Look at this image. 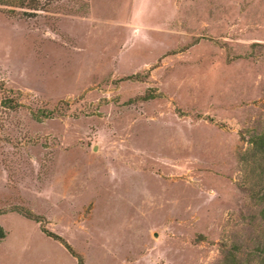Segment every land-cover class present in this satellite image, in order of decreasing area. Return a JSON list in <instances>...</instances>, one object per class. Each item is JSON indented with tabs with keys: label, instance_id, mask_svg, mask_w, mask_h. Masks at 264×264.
Returning <instances> with one entry per match:
<instances>
[{
	"label": "rangeland",
	"instance_id": "1",
	"mask_svg": "<svg viewBox=\"0 0 264 264\" xmlns=\"http://www.w3.org/2000/svg\"><path fill=\"white\" fill-rule=\"evenodd\" d=\"M38 1L0 5V264H78L43 228L84 264L252 254L264 0Z\"/></svg>",
	"mask_w": 264,
	"mask_h": 264
},
{
	"label": "trees",
	"instance_id": "2",
	"mask_svg": "<svg viewBox=\"0 0 264 264\" xmlns=\"http://www.w3.org/2000/svg\"><path fill=\"white\" fill-rule=\"evenodd\" d=\"M0 5L12 6L14 9H41L38 0H0ZM14 9H10L13 11ZM28 13L27 11H23ZM8 106L15 107V104ZM247 147L238 153V163L241 171L240 186L248 197L258 206V234L254 240V250L245 259L239 256L240 249L234 247L226 251L222 264H264V123L260 128H255L246 139ZM28 218L41 221L39 216L31 213H24ZM42 229V228H41ZM42 231L56 240L61 241L66 249L77 257L78 264H84L83 258L59 235L45 230ZM4 231L0 226V238Z\"/></svg>",
	"mask_w": 264,
	"mask_h": 264
}]
</instances>
